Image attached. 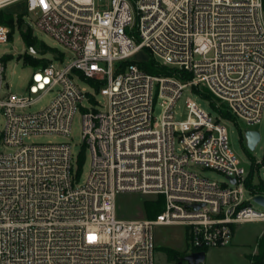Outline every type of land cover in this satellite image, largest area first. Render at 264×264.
<instances>
[{"label": "built area", "instance_id": "2783aa9c", "mask_svg": "<svg viewBox=\"0 0 264 264\" xmlns=\"http://www.w3.org/2000/svg\"><path fill=\"white\" fill-rule=\"evenodd\" d=\"M16 3L74 58L33 66L26 91L6 94L0 59V143L14 149L0 150V264H155L156 226L183 225L190 245L203 250L230 245L237 224L264 221L246 198L257 193L220 120L255 125L263 117V0H0V10ZM10 33L0 24V42ZM140 53L174 74L145 71ZM26 54L43 57L34 46ZM186 87L207 89L233 117L215 120L188 98V117L178 120ZM53 91L46 107L29 111ZM77 112L91 158L84 179L83 151L71 142L26 141L69 135ZM121 192L161 196L164 208L121 218Z\"/></svg>", "mask_w": 264, "mask_h": 264}, {"label": "rangeland", "instance_id": "374dc122", "mask_svg": "<svg viewBox=\"0 0 264 264\" xmlns=\"http://www.w3.org/2000/svg\"><path fill=\"white\" fill-rule=\"evenodd\" d=\"M7 11L12 13L15 17L22 16V23L16 22L13 31L12 38L8 42H0V59L4 57L6 61L5 81L3 85V94L8 92L23 93L26 91V86L33 72V66L24 62V57L29 49L28 44L24 41L19 28H23L26 31H33V35L37 38V43L34 45L38 51V56L43 55L55 62V58L63 59L66 63L70 62L74 58L73 52H71L66 46L57 42L48 32L41 30L35 24V16L30 13H26L23 3H16L10 5ZM30 23L31 27L28 25ZM49 47H55L56 50H48L44 48V45ZM64 53V54H63ZM65 55V56H64ZM138 59L147 60L144 53L137 55ZM90 91L93 92L91 88ZM200 92L208 94L215 106L220 107L221 103L213 94L203 87H195ZM191 87H186L178 99L175 106V116L178 120H184L188 117L187 99L191 98L206 112L210 113L212 117L217 120L219 118V111L212 105L210 99L197 93ZM56 92H49L42 97L35 105H33L29 111H36L43 107H46L54 98ZM101 99V96H98ZM159 100L154 108V116L157 120L161 119L163 114V107ZM223 107V106H221ZM226 127V132L229 137L231 147L242 158V163L249 170V173H253V184L263 182L264 183V114L261 121L255 125H248L244 120H239L235 123L229 119H220ZM5 125V115L0 110V133L3 131ZM247 128L258 129L261 133V140L257 144L256 148L251 150L247 146L245 131ZM27 142L36 143H48V142H71L74 146L75 153L83 151L85 154V161L82 166L81 178L84 179L90 169V153L88 149L82 146V118L81 112H77L73 123L72 131L69 135L59 133H41L34 134ZM0 150L5 152L13 151V147L3 145L0 143ZM193 169L199 174L206 176L210 179L217 180L220 183L228 182L224 173L209 167L196 165ZM251 193H246V198L250 200L256 209L264 210V206L257 203L255 200L250 199ZM159 197L155 194H143L141 192H121L117 194L116 205L117 213L121 218H135L146 219L151 218L154 215L148 214L145 208V201L156 200ZM181 225H159L154 229L156 249L154 253L155 264H188L184 259L188 253L187 249L181 251L178 249V244H183L184 236L186 235L185 242L190 245V235L185 228ZM264 232V221L244 222L236 225L233 241L230 245L223 247H210L206 251L205 261L201 264H251L249 256L253 254L254 250L259 251V238ZM174 246V247H171ZM257 251V253H258ZM177 255L175 257L174 254ZM186 253V254H185ZM171 255V256H170Z\"/></svg>", "mask_w": 264, "mask_h": 264}, {"label": "trees", "instance_id": "16d2710c", "mask_svg": "<svg viewBox=\"0 0 264 264\" xmlns=\"http://www.w3.org/2000/svg\"><path fill=\"white\" fill-rule=\"evenodd\" d=\"M263 3H264V0H263ZM22 20L23 19H22L21 15L15 17L12 13L8 12L7 10H3V9L0 10V24H5V25L11 27L10 38H12L16 22L21 24L23 22ZM19 30L21 32V35H22L24 41L28 44V46H34L37 43V38L35 35H33L32 30L26 31L23 28H19ZM42 44L44 45V43H42ZM44 48L48 49V50H53V49L56 50L55 47L51 48L47 45H44ZM49 61H50V59H48L46 57L36 58V57L31 56V55H25V57H24V62L27 64H30L31 66H45L49 63ZM139 65L145 71L150 72L152 74H165V75L174 74V71L172 69H170L169 67H167L165 65L158 63L153 57H150L146 61L139 62ZM183 77L187 78L186 76H183ZM194 90L197 93L201 94L202 96L210 99L212 105L219 111V113L223 117H225V118H232L233 117L232 114L230 113V111H228L227 109H225L223 107L215 106L214 101L210 97H208L209 96L208 94L202 93L198 89H194ZM84 161H85V154H83V152H82V154L79 157V164L81 167L83 166ZM253 177H254L253 173L248 174L247 180H246L247 188L253 193L264 194V183L261 181L259 183L253 184ZM145 208H146V211L148 212V214L154 215L153 217H155L164 208L163 197L159 196V198L156 200H146L145 201ZM258 245H259L258 253L251 254L249 256L251 264H264V232L262 233V235L259 238ZM194 250H197V249L193 248L191 245H188V247H187L188 253L191 251H194ZM203 250L207 251L208 248H203ZM176 255H177V253L174 254V256L172 255V257H175Z\"/></svg>", "mask_w": 264, "mask_h": 264}, {"label": "water", "instance_id": "95a60500", "mask_svg": "<svg viewBox=\"0 0 264 264\" xmlns=\"http://www.w3.org/2000/svg\"><path fill=\"white\" fill-rule=\"evenodd\" d=\"M245 138L247 142V146L249 149L253 150L256 148L257 144L261 140V133L258 129L248 128L245 131ZM235 181V179H232ZM254 200L264 206V194L257 193L254 197ZM203 204L195 205L196 208L201 207ZM206 251L205 250H195L191 251L185 255L184 259L188 262V264H201L205 261Z\"/></svg>", "mask_w": 264, "mask_h": 264}, {"label": "crops", "instance_id": "0c3cea01", "mask_svg": "<svg viewBox=\"0 0 264 264\" xmlns=\"http://www.w3.org/2000/svg\"><path fill=\"white\" fill-rule=\"evenodd\" d=\"M148 200V199H147ZM124 219H128V218H124ZM130 219V218H129ZM131 219H135V218H131ZM138 219H140V218H138ZM144 219V218H143ZM175 225H179V224H175ZM181 226H183V225H181ZM184 227V226H183ZM235 230H236V225L234 226V234H235ZM184 232H185V228H184ZM185 239H186V235L184 236V242H183V244H178V249L179 250H181V251H185L186 249H187V244H186V242H185ZM171 247H174V246H171ZM259 249V248H258ZM257 251L258 250H254V252H253V254H255V253H257Z\"/></svg>", "mask_w": 264, "mask_h": 264}]
</instances>
